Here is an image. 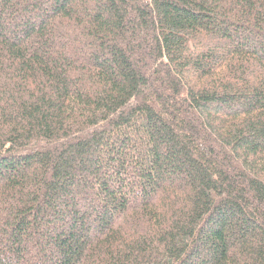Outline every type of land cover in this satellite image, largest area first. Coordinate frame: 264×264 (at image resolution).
<instances>
[{"label": "trees", "instance_id": "1", "mask_svg": "<svg viewBox=\"0 0 264 264\" xmlns=\"http://www.w3.org/2000/svg\"><path fill=\"white\" fill-rule=\"evenodd\" d=\"M0 264H264V0H0Z\"/></svg>", "mask_w": 264, "mask_h": 264}]
</instances>
